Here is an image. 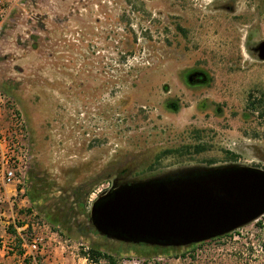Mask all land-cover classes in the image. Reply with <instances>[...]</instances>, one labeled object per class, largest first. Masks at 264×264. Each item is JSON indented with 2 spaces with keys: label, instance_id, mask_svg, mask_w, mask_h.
Segmentation results:
<instances>
[{
  "label": "rangeland",
  "instance_id": "374dc122",
  "mask_svg": "<svg viewBox=\"0 0 264 264\" xmlns=\"http://www.w3.org/2000/svg\"><path fill=\"white\" fill-rule=\"evenodd\" d=\"M262 41L264 0H0V90L25 121L30 170L55 182L49 197L104 178L89 217L123 181L230 164L264 170V62L252 52ZM192 69L210 76L207 90L187 87ZM18 190L3 211L27 227L18 236L2 220L0 264H24L19 241L35 236L37 264H95L92 248L116 264H264V215L193 250L136 257L138 248L96 232L53 231Z\"/></svg>",
  "mask_w": 264,
  "mask_h": 264
},
{
  "label": "water",
  "instance_id": "95a60500",
  "mask_svg": "<svg viewBox=\"0 0 264 264\" xmlns=\"http://www.w3.org/2000/svg\"><path fill=\"white\" fill-rule=\"evenodd\" d=\"M252 52L264 62V41ZM264 215V170L191 168L121 184L89 209L94 231L116 242L182 248L208 242Z\"/></svg>",
  "mask_w": 264,
  "mask_h": 264
},
{
  "label": "trees",
  "instance_id": "16d2710c",
  "mask_svg": "<svg viewBox=\"0 0 264 264\" xmlns=\"http://www.w3.org/2000/svg\"><path fill=\"white\" fill-rule=\"evenodd\" d=\"M194 149L196 153L205 151L203 146H197ZM172 153L173 152H170V150L162 152L155 158L154 164L157 165L162 157L171 155ZM227 154L230 155L228 159L233 160L236 158L235 154ZM212 164V162L208 161V166ZM77 174V172L75 174L73 173V176ZM122 174H124V172L121 171L118 175L121 176ZM102 181H104V178L101 176L85 178L80 180L78 185L73 188L63 190L62 193L60 191V195L54 198L49 197V193L55 187V182L52 181L46 185V179L42 177L40 172L28 168L24 179V192L29 198L31 207L37 210V214L44 219L53 231L62 234L86 237L90 234H95V231L89 223L87 201L93 193V190L99 186ZM135 181L137 180L123 181L121 184H129ZM21 225H23V223H18V226ZM19 242V245L21 246V241ZM197 245L187 246L186 248H160L129 244L128 253H131L133 249L138 248L139 252H137L136 257H145L147 253H154L157 258H162L168 257L170 255L168 254L169 252H177L183 249L193 250ZM89 254V257H91L90 259L94 261L95 264L99 263L100 260H104L106 264H116L117 262L114 257L101 253L98 249H90ZM21 255L22 251L19 256ZM23 262L24 264H29L28 260H24Z\"/></svg>",
  "mask_w": 264,
  "mask_h": 264
},
{
  "label": "built area",
  "instance_id": "2783aa9c",
  "mask_svg": "<svg viewBox=\"0 0 264 264\" xmlns=\"http://www.w3.org/2000/svg\"><path fill=\"white\" fill-rule=\"evenodd\" d=\"M27 141L28 132L22 114L0 90V223L3 219H9L18 236L27 226H18L16 213L10 210L6 216L3 209L16 197L17 189L24 194V179L31 159ZM42 242L43 238L39 236H35L31 242L22 239V255L19 256L22 261L37 264L36 254H39Z\"/></svg>",
  "mask_w": 264,
  "mask_h": 264
},
{
  "label": "flooded vegetation",
  "instance_id": "af4514ba",
  "mask_svg": "<svg viewBox=\"0 0 264 264\" xmlns=\"http://www.w3.org/2000/svg\"><path fill=\"white\" fill-rule=\"evenodd\" d=\"M183 80L187 82V87L191 88L193 92L199 93L208 89L210 76L201 69H192L183 75ZM202 111L209 109V103L206 98L200 99ZM171 110H176V105L169 106Z\"/></svg>",
  "mask_w": 264,
  "mask_h": 264
}]
</instances>
